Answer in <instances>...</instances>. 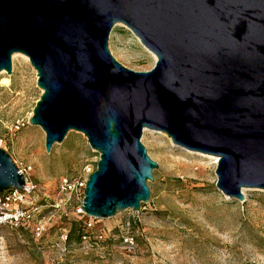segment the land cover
Segmentation results:
<instances>
[{
	"label": "water",
	"instance_id": "obj_1",
	"mask_svg": "<svg viewBox=\"0 0 264 264\" xmlns=\"http://www.w3.org/2000/svg\"><path fill=\"white\" fill-rule=\"evenodd\" d=\"M156 56L135 72L108 48L115 24ZM22 54L42 91L29 124L45 151L71 132L98 153L82 209L108 219L147 204L158 165L140 139L166 134L217 157L216 188L264 190V0H0V72ZM24 178L0 149V194Z\"/></svg>",
	"mask_w": 264,
	"mask_h": 264
},
{
	"label": "rangeland",
	"instance_id": "obj_2",
	"mask_svg": "<svg viewBox=\"0 0 264 264\" xmlns=\"http://www.w3.org/2000/svg\"><path fill=\"white\" fill-rule=\"evenodd\" d=\"M108 48L117 62L135 72L150 71L156 62L120 23L110 32ZM11 62L12 73L0 77V149L15 166L32 168L36 194L53 198L60 178L85 167L95 170L99 155L74 131L45 151L44 132L29 124L42 94L36 72L28 58L13 56ZM1 78L9 83L1 84ZM17 124L23 126L15 131ZM140 141L158 165L154 181L147 182L149 202L139 212L93 221L95 231L113 234L129 222L135 246L128 251L119 240H110L84 252L72 244L59 264H264V190L247 188L243 202L229 198L216 188L213 156L175 146L158 131L144 130ZM73 219L53 220L45 246L57 238L59 228L71 230ZM73 230L71 242L77 235ZM53 255L47 247L38 249L29 232L0 226V264H52Z\"/></svg>",
	"mask_w": 264,
	"mask_h": 264
},
{
	"label": "built area",
	"instance_id": "obj_3",
	"mask_svg": "<svg viewBox=\"0 0 264 264\" xmlns=\"http://www.w3.org/2000/svg\"><path fill=\"white\" fill-rule=\"evenodd\" d=\"M22 126L17 124L14 130L18 131ZM16 168L24 178V185L21 190L11 188L0 194V226L29 232L38 249L47 247L54 253L50 258L52 264H59L70 254L72 244L78 246L79 250L88 252L98 249L110 240H119L124 249H133L135 241L129 222H124L117 234L102 229L95 231L94 218L84 213V190L88 176L94 171L92 168L85 167L80 174L60 178L53 198L36 194L37 184L31 179L30 166L20 164ZM70 217L77 224H81L79 239L71 242L70 230L59 228L57 238L45 246L50 223L53 220L61 222Z\"/></svg>",
	"mask_w": 264,
	"mask_h": 264
},
{
	"label": "bare ground",
	"instance_id": "obj_4",
	"mask_svg": "<svg viewBox=\"0 0 264 264\" xmlns=\"http://www.w3.org/2000/svg\"><path fill=\"white\" fill-rule=\"evenodd\" d=\"M145 49H146V47H145ZM147 51L151 54V56L156 60V56L151 52V51H149L148 49H147ZM13 56H21V57H23L24 59H26L27 57L26 56H24V55H22V54H14V55H12V57ZM4 74V72L2 71V72H0V77L2 76ZM9 83V81H8V79H6V78H1V84H3V85H7ZM171 140V139H170ZM173 144V143H172ZM174 145V144H173ZM214 157V156H213ZM214 159V163L216 164L217 163V157H214L213 158ZM245 191H246V188H242L241 189V192H242V194L243 195H245Z\"/></svg>",
	"mask_w": 264,
	"mask_h": 264
},
{
	"label": "trees",
	"instance_id": "obj_5",
	"mask_svg": "<svg viewBox=\"0 0 264 264\" xmlns=\"http://www.w3.org/2000/svg\"><path fill=\"white\" fill-rule=\"evenodd\" d=\"M75 225H78V224L76 223ZM75 225H74V224L71 225V230H70V232H69V238H70V239H71V236H72V235H71V234H72L71 231H72L73 229H75V231H77ZM79 227H80V226H79ZM78 230H79V229H78ZM73 231H74V230H73ZM81 231H82V230H81ZM81 231H80V230L77 231V235H76V237H75L76 240L79 239L80 234H81Z\"/></svg>",
	"mask_w": 264,
	"mask_h": 264
}]
</instances>
